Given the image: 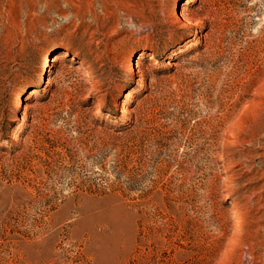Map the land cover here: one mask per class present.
<instances>
[{
    "label": "rangeland",
    "instance_id": "1",
    "mask_svg": "<svg viewBox=\"0 0 264 264\" xmlns=\"http://www.w3.org/2000/svg\"><path fill=\"white\" fill-rule=\"evenodd\" d=\"M184 1L0 0V264H264V0Z\"/></svg>",
    "mask_w": 264,
    "mask_h": 264
},
{
    "label": "bare ground",
    "instance_id": "2",
    "mask_svg": "<svg viewBox=\"0 0 264 264\" xmlns=\"http://www.w3.org/2000/svg\"><path fill=\"white\" fill-rule=\"evenodd\" d=\"M197 0H185L184 2H182L181 4V7H180V16L182 17V19H186V13L185 11H187L192 5H194L196 3ZM192 45V40L189 41L188 43H186L184 46L185 47H191ZM181 50H178L176 52H173L172 53V56L180 53ZM171 56V57H172ZM62 58V59H66V58H70V59H73L68 51H63L61 52L60 54H55L52 58V60H49L48 62L50 63L51 62V65H48L47 64V69H46V73H50L51 70H49L50 68H54V64L57 62L58 58ZM142 59V54H139V55H136V59H133V61L130 62L129 66H128V71H127V75L132 77V76H135L137 74V71H136V66L139 64L140 60ZM149 60L151 62H154L156 60H154L153 57L150 56ZM155 63V62H154ZM49 68V69H48ZM46 79V80H45ZM48 82L49 83V76L47 78H41L40 80V83L35 87L33 88L32 90H29L30 92H27L29 93V95H32L36 92V88H39V87H42L43 85L41 84L42 82L45 84V82ZM141 83H144V79L140 80ZM130 96V92H128L126 94V98H128ZM21 105V100L18 99L17 103H16V108L18 109ZM126 107H123L122 109V112L123 113H126ZM26 115V113L24 114ZM22 131V129L20 128L15 134H14V137H17L18 134Z\"/></svg>",
    "mask_w": 264,
    "mask_h": 264
},
{
    "label": "trees",
    "instance_id": "3",
    "mask_svg": "<svg viewBox=\"0 0 264 264\" xmlns=\"http://www.w3.org/2000/svg\"><path fill=\"white\" fill-rule=\"evenodd\" d=\"M0 135H1V133H0Z\"/></svg>",
    "mask_w": 264,
    "mask_h": 264
}]
</instances>
